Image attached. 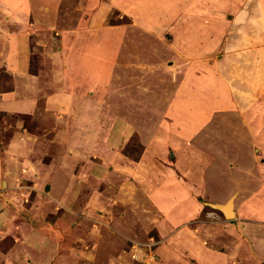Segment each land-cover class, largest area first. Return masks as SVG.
<instances>
[{"label":"rangeland","instance_id":"374dc122","mask_svg":"<svg viewBox=\"0 0 264 264\" xmlns=\"http://www.w3.org/2000/svg\"><path fill=\"white\" fill-rule=\"evenodd\" d=\"M263 10L264 0H0V74L13 82L0 92V158L11 160L1 207L18 214L16 226L0 219V264H159L160 245L187 255L196 240L227 251L219 241L235 235L211 232L230 219L204 202L232 195L251 221L241 239L263 238ZM134 162L141 181L122 171ZM183 185L199 216L152 203Z\"/></svg>","mask_w":264,"mask_h":264},{"label":"crops","instance_id":"0c3cea01","mask_svg":"<svg viewBox=\"0 0 264 264\" xmlns=\"http://www.w3.org/2000/svg\"><path fill=\"white\" fill-rule=\"evenodd\" d=\"M220 9H221V7H220ZM220 9L217 8L218 13L214 14L216 16H214L212 14V16H214V17H212L213 19L217 18L218 20H221V21L223 20L224 12H222V10H220ZM227 15H228V18L231 19L232 15H230V14H227ZM262 15H264V12H262ZM245 16H247V15H245ZM240 18H242V17H240ZM244 20H246V17H244ZM232 21H234V23L238 22V24L240 22H242L241 20L239 22V18H236V17L232 18ZM38 22H39V20H38ZM28 54H30V53L28 51H25L23 56L25 57L24 58V60H25L24 64H26V66H28V68H29V66L32 65V62L30 59L31 55L28 57ZM18 55H20V54L16 50H13L11 58H13V56L15 58H17ZM19 61L20 60L17 61V63H19V68H16L15 73H14L17 76H20V72H21V71H17V69H20V66L22 65V63ZM10 65H11V63H9V68H10ZM33 74H35V73H33ZM219 81H220V83H219ZM215 87H219L222 90H226L228 88V83L226 82V79H223V77H221V79L218 80V86H215ZM177 114H179V113L177 112ZM161 136H162L161 138L159 136V139L163 140V142L165 144L166 138L164 137V134ZM15 141H16V139L12 140L9 144V147L11 145H13V142H15ZM166 143L168 145L171 144L170 141H166ZM11 147H13V146H11ZM204 152L205 151H202V153H204ZM198 154L200 155L201 153H198ZM10 162H11V160H10L9 156L4 155V158L3 157H2V159L0 158V188H1V186L4 185L5 180L6 181L8 180L7 176L10 175L9 174V171H11ZM139 166L140 165H138V163H135L133 165L126 164V166H125L126 168L122 171L125 172L124 175L128 176L129 179H132L135 182H137L136 180L141 181V178L143 176H142V173L139 172V170H138ZM6 167L8 168L7 170H6ZM183 172H184V170H183ZM198 177H201V176L199 175ZM5 178H7V179H5ZM158 182H159V179H158ZM169 182H170V180L167 182L168 185L170 184ZM159 184H160V182H159ZM184 187H185V185L180 186V187L177 186V189L170 188L167 190V198H168L167 200H165V201L163 200V201H161V203H159V202L156 203V202H154V199H153L152 203L153 204L155 203L157 205V207H158V205H163L162 206L163 209L164 208H167V209L174 208V211L178 210L180 212V215L183 214V217H185V218L187 215H192V214H195V216H196V214H197L196 211L199 210V214L197 215V216H199L202 208L201 207L199 208L195 205L192 207L193 200H191V197L185 198L186 194L189 193V191L186 188L184 189ZM6 190H8V187L5 189V191ZM175 190H178V191H175ZM158 191H159L158 187L157 188L155 187L154 189H152V195L155 194L153 196V198L156 197V193H157V195L160 194V191H159V193H158ZM162 191H164V190H162ZM6 194L8 196V194L10 195L11 193L10 192H4V191L2 192V190H0V196L4 197V198L0 197V199H1L0 200L1 201L0 202V209L2 208V210H0L1 211L0 219H2V217L6 216L7 223L11 224L12 226H14V225L16 226L17 222L14 221V219L17 218V216H18L16 211L9 214V212L6 213V210H3L5 208L1 207L3 202H6V204H8L9 201L11 200V197H7ZM218 203H221V202H218ZM6 209H8V207H6ZM255 209H257V208L254 207V210ZM239 210H240V213L237 209V206L233 203L234 217L232 219H230L227 223H225L223 221L221 227L217 226L211 232V233H213L217 229V230H221V231H226L228 234L233 233L235 235L236 238L232 241L229 240L226 236H224V239H225L224 241H223V239L221 241H219L222 244L221 246H223L224 249H227V251H224L222 249L223 247L221 248L222 249L221 251L213 250L212 248L207 247L203 243L202 240H199V241L196 240V241H193V243L192 242L189 243V245H188V242H187V245L185 244V246H189V248L187 250L186 249L184 250V251H187V252H185V254H187V255H180V253H178L179 251L176 250V248H178V247L175 246L172 248L171 245L170 246L168 245V247H166L164 244H162L157 249V252H158V260L157 261L160 262L159 264H264V237L263 238L256 237L255 238L256 240H254L253 237H252L253 238L252 239L250 236H248V238L241 239L240 234L244 230L251 228L250 227L251 221L246 223V222H244L245 221L244 218L239 219L240 214H245L244 210H242L240 208H239ZM174 211H172V212H174ZM171 213L168 215L169 221H172L173 218L176 216L173 213L171 215ZM200 221H202V220H200ZM234 222H236V223H234ZM252 223H261V222H257V221L253 220ZM202 225L203 224H200V226H202ZM253 226L254 225H252V228H253ZM22 230L23 229L17 230V233L22 235V233H21ZM204 231L206 232V234H209L205 228H204ZM221 231H219L217 235L220 236ZM185 236L186 235H184L182 237H185ZM219 236H217V237H219ZM244 237H246V236H244ZM255 241H256V243H255ZM164 247H166V248H164ZM222 251H224V252H222Z\"/></svg>","mask_w":264,"mask_h":264},{"label":"water","instance_id":"95a60500","mask_svg":"<svg viewBox=\"0 0 264 264\" xmlns=\"http://www.w3.org/2000/svg\"><path fill=\"white\" fill-rule=\"evenodd\" d=\"M49 189V185L47 184L46 187H45V190H48ZM231 199H234V195H232L231 197L228 198L227 202L230 201ZM206 205H209L210 207H213V208H216L218 209L219 211H221V213L223 214V216L226 218V219H232V218H227L226 216V213L222 210V205H224V203H213V202H204Z\"/></svg>","mask_w":264,"mask_h":264},{"label":"trees","instance_id":"16d2710c","mask_svg":"<svg viewBox=\"0 0 264 264\" xmlns=\"http://www.w3.org/2000/svg\"><path fill=\"white\" fill-rule=\"evenodd\" d=\"M13 84L12 79L6 80L3 75L0 74V92L6 90V88L10 87ZM139 155H136L134 159L136 160Z\"/></svg>","mask_w":264,"mask_h":264},{"label":"bare ground","instance_id":"6f19581e","mask_svg":"<svg viewBox=\"0 0 264 264\" xmlns=\"http://www.w3.org/2000/svg\"><path fill=\"white\" fill-rule=\"evenodd\" d=\"M182 134V133H181ZM222 210L226 213L227 218H233V204L232 200L222 205Z\"/></svg>","mask_w":264,"mask_h":264},{"label":"built area","instance_id":"2783aa9c","mask_svg":"<svg viewBox=\"0 0 264 264\" xmlns=\"http://www.w3.org/2000/svg\"><path fill=\"white\" fill-rule=\"evenodd\" d=\"M148 248L151 251V245L148 244ZM147 257L150 258V259H147V260H154V256L152 257L151 253H149V255H147Z\"/></svg>","mask_w":264,"mask_h":264}]
</instances>
